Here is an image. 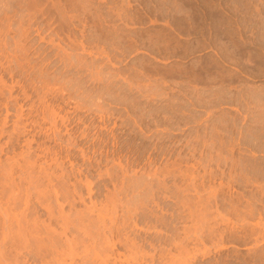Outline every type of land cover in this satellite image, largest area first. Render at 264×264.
Masks as SVG:
<instances>
[{
  "label": "rangeland",
  "instance_id": "rangeland-1",
  "mask_svg": "<svg viewBox=\"0 0 264 264\" xmlns=\"http://www.w3.org/2000/svg\"><path fill=\"white\" fill-rule=\"evenodd\" d=\"M0 264H264V0H0Z\"/></svg>",
  "mask_w": 264,
  "mask_h": 264
}]
</instances>
